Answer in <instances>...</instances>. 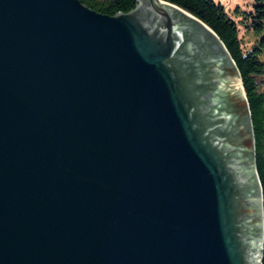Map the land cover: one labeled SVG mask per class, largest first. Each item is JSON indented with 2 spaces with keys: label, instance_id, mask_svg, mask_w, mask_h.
Wrapping results in <instances>:
<instances>
[{
  "label": "water",
  "instance_id": "1",
  "mask_svg": "<svg viewBox=\"0 0 264 264\" xmlns=\"http://www.w3.org/2000/svg\"><path fill=\"white\" fill-rule=\"evenodd\" d=\"M239 76L165 1L0 0V264H262Z\"/></svg>",
  "mask_w": 264,
  "mask_h": 264
},
{
  "label": "trees",
  "instance_id": "2",
  "mask_svg": "<svg viewBox=\"0 0 264 264\" xmlns=\"http://www.w3.org/2000/svg\"><path fill=\"white\" fill-rule=\"evenodd\" d=\"M91 9L105 15L132 11L138 0H81ZM189 12L209 26L225 44L241 75L253 125L256 147V171L262 188L264 207V0H254L253 8L237 12L240 20L230 17L214 0H162ZM255 35V43L244 47L240 27ZM264 83V81H263ZM264 264V251L263 260Z\"/></svg>",
  "mask_w": 264,
  "mask_h": 264
},
{
  "label": "rangeland",
  "instance_id": "3",
  "mask_svg": "<svg viewBox=\"0 0 264 264\" xmlns=\"http://www.w3.org/2000/svg\"><path fill=\"white\" fill-rule=\"evenodd\" d=\"M103 1V0H102ZM162 1V0H161ZM217 4H220L219 2H216ZM253 4L254 3H248V6H249V8H250V10H252V8H253ZM221 5V4H220ZM90 8V7H89ZM93 10V9H92ZM95 11V10H94ZM189 13V12H188ZM192 15V14H191ZM193 16V15H192ZM195 17V16H194ZM197 18V17H196ZM198 19V18H197ZM204 23V22H203ZM205 24V23H204ZM206 25V24H205ZM209 27V26H208ZM210 28V27H209ZM211 29V28H210ZM252 35V37H254L255 38V35L254 34H251ZM225 45V44H224ZM232 57V56H231ZM233 59V58H232ZM234 61V60H233ZM235 63V62H234ZM236 65V64H235ZM239 78L241 79V75L239 76ZM241 81H242V79H241ZM258 81L260 82V85H261V87L262 88H264V83H263V81H264V78H259L258 79ZM242 86H243V82H242ZM243 92H244V94H245V90H244V86H243ZM245 96V103H246V106L248 105V101H247V97H246V94L244 95ZM247 101V102H246ZM260 182V181H259ZM261 185V184H260ZM263 196V195H262ZM263 211H264V208H263ZM263 251H264V246H263ZM263 260V259H262Z\"/></svg>",
  "mask_w": 264,
  "mask_h": 264
},
{
  "label": "bare ground",
  "instance_id": "4",
  "mask_svg": "<svg viewBox=\"0 0 264 264\" xmlns=\"http://www.w3.org/2000/svg\"><path fill=\"white\" fill-rule=\"evenodd\" d=\"M177 7H178V6H177ZM240 81H241V79H240ZM241 84H242V81H241ZM242 90H243V86H242ZM243 95H245L244 92H243Z\"/></svg>",
  "mask_w": 264,
  "mask_h": 264
}]
</instances>
